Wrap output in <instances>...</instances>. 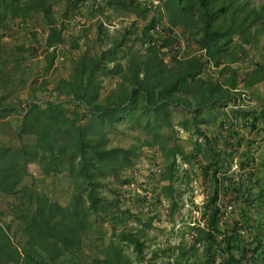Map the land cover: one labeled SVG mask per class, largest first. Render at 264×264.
Here are the masks:
<instances>
[{
	"label": "trees",
	"instance_id": "16d2710c",
	"mask_svg": "<svg viewBox=\"0 0 264 264\" xmlns=\"http://www.w3.org/2000/svg\"><path fill=\"white\" fill-rule=\"evenodd\" d=\"M85 6L97 13L92 23L83 14ZM37 13L42 16L39 27L47 31L43 48L47 71L54 68L56 47L65 40V32L77 30L70 40V45L77 47L80 30L87 35L93 27L100 50L84 49L71 56L68 75L59 77L51 88L46 78L33 82L32 88L40 90L41 96L24 103L16 98L15 107H0V117L22 113L16 129L19 145L0 143V192L12 196L10 214L16 223L11 232V225L0 221V264H61L69 259L74 264L143 261L145 230L129 222L139 221L140 216L130 206H122L120 200L125 195L120 186L131 178L128 168L135 165L138 149L153 147L165 161L160 175L163 184L153 186L154 197L168 199L171 213L182 206L177 204L186 188L180 191L174 184L181 173L176 154L192 162L199 152L204 156L208 151L219 153L215 139L201 129V108L217 101H236L244 91L264 80V0H161L152 14L139 0H0V54L8 48L3 35L12 26L30 27L26 19ZM76 13L86 18L80 26L71 21ZM101 14L109 22L116 16L133 18L129 23L122 18L121 25L111 31L99 18ZM135 18L142 24L138 25ZM157 24L160 25L156 27ZM176 25L183 30L178 31ZM174 32L189 38L190 46L192 34L197 48L182 57L173 53L166 61L157 46L172 44ZM15 47L19 52L33 51L24 43ZM257 48L259 60L239 74L232 63L246 61L249 53H258ZM21 56L12 58L19 60ZM107 78L114 79L115 86L103 91ZM171 103H181L191 113L181 125L202 135L203 145L196 140L192 150L186 151L177 140L168 108ZM227 116L221 118L220 126L224 143L233 152L240 138H234L232 128L247 123L255 129L258 122L264 121V98L254 107L226 111L224 117ZM116 129L134 131L136 140L128 146L111 145L109 133ZM228 155L224 156L225 170ZM30 166L40 174L61 173L68 177L72 184L67 200L50 198L31 184L22 185ZM218 169L216 162L207 161L205 176L218 183ZM216 186L211 185L204 226H194L195 240L205 238L208 252H221L219 264H264V197L241 198L238 218L233 211L221 224ZM105 188L115 191L114 196L109 197ZM242 188L241 184L237 186V190ZM249 207L255 208L259 216L249 214ZM243 227L248 234L242 232ZM108 232L104 242L103 235ZM12 233H19V239L15 240ZM173 245L165 250L177 248L182 257L183 243ZM144 264H152L151 258Z\"/></svg>",
	"mask_w": 264,
	"mask_h": 264
},
{
	"label": "crops",
	"instance_id": "0c3cea01",
	"mask_svg": "<svg viewBox=\"0 0 264 264\" xmlns=\"http://www.w3.org/2000/svg\"><path fill=\"white\" fill-rule=\"evenodd\" d=\"M83 11L85 15L89 17L90 23H92L97 13L89 6H85ZM36 17L37 19H35ZM26 20L30 22V27H24L22 29L12 26L10 32H6L3 35V39L7 42L8 48H5V52L0 54V107L5 104L14 106L13 102H17L16 98L21 99L24 103L33 97L41 96L42 93L40 90H34L32 88L33 82L46 78L48 86L51 88L55 85L56 80L59 77L68 75L69 60L71 56L81 53L84 49H90L92 51L100 50V45L96 40V30L93 27L88 30L87 35H84L81 32L82 30H80L81 39L80 44L77 47H72L70 45V40H72V37L77 34L75 33L77 30L65 32L63 34L65 40L59 43L56 47L57 56L55 58L54 68H50L47 71V62L45 51L43 49L47 31H42L38 25L39 21L42 20V16L40 13H37L33 17ZM175 27L178 31L183 30L181 25H176ZM189 37L192 40L191 46H194V49L196 50L197 44L194 42L192 34H190ZM20 43H24L31 47L37 43H41L42 48L41 50H38L37 53L35 52L33 54H31V49L19 52L15 46ZM254 50L255 49L252 48L253 52ZM253 52L249 53L246 61L237 60L232 63V65L237 68L239 74H242L245 70L251 68L252 64L259 60V48H257V54H254ZM20 55H23L21 56L22 59L13 60L12 56L15 57ZM263 82L264 80L258 82V84L251 87V89L256 91L260 90L259 86H262ZM113 86H115V80L107 78L104 82L103 91H107ZM262 91L263 92L260 94L257 92L259 96L261 95V99L264 98V88ZM228 102L229 100L226 101V103L217 101L201 108V116L204 120V123L201 125V129L206 136L211 139H215L214 142L217 145L219 153L211 154L210 151H208L207 155L204 156L203 153L199 152L191 160L192 162L183 160L187 164V168L182 169V172L185 169H188L189 172L183 176L179 175L177 179H175L174 184L176 187L187 184L188 187H186V194H188V192L191 193L192 189H197V193L199 194L201 187L208 188L210 191L212 183L213 186L217 185L216 187L218 188L219 198L221 200L226 198L225 200L232 201L234 203V215L238 218V204L240 203L241 198H250L251 196L254 199L257 195L264 197V142L259 147L258 158L256 160H252L251 158L253 157L250 154V148L253 141L261 137L260 135H264V121L258 122L255 129H250L249 126H247V123H244V125L240 123L233 127L232 134L234 138L240 139L238 141L239 145L236 148L237 150L232 152L229 146L224 143V139L222 137L223 130L220 126L221 118H228V116L224 117L225 112L232 111L230 107H227L229 104ZM168 108L172 114L174 126L177 129V136L188 137L185 142L177 139L180 143L185 145V150L191 151L192 143L196 140L201 142L203 145L202 135L195 133L193 129H186L181 125V121L189 118L191 113L186 110L181 103H171ZM21 120V111L13 112L4 117H0V143L5 142L12 146L19 145L16 129L20 125ZM113 132L116 135L119 134L116 132H131L133 136L131 142L136 140V133L130 129H116L113 130ZM249 142H251V144L248 146ZM130 143L118 144L128 146ZM205 150L207 151V149ZM149 151L151 150H148V147L146 146H142L137 150V155H139L140 158H143L144 164L141 163L142 165H148L145 157ZM228 153L229 164L225 170V166L223 165L225 164L224 156ZM234 156H238L239 158L238 168H232V159ZM210 160L218 164L219 169L216 172L218 183L214 182V180L212 181L209 176H205L204 166L207 161ZM135 165L137 166L138 164ZM145 166L140 167L141 172L144 174L146 173V168H143ZM177 166L179 167L180 165L177 164ZM239 184L243 187L241 190H237V186ZM185 193H183V196L179 197L181 201L184 198ZM162 199L163 198H161V200ZM147 205L148 201L142 204V208L147 207ZM248 212L249 214H252L253 217H257L260 214L253 207H249ZM159 213L161 212H158L157 215ZM242 232L246 234L247 228L243 227Z\"/></svg>",
	"mask_w": 264,
	"mask_h": 264
},
{
	"label": "rangeland",
	"instance_id": "374dc122",
	"mask_svg": "<svg viewBox=\"0 0 264 264\" xmlns=\"http://www.w3.org/2000/svg\"><path fill=\"white\" fill-rule=\"evenodd\" d=\"M251 1L255 3H260L262 0H251ZM53 9L55 12L58 11V6L56 3L54 4ZM83 14H85L84 11ZM115 29L116 28L110 27L111 31H114ZM41 48H42L41 43H37L36 45L33 46V51L31 54L35 52L37 53V51L41 50ZM190 49H194V46H190ZM263 88H264V82L262 86L261 85L259 86L260 90L256 91L251 88L248 90L250 92V95L252 96V100H256V101L261 100V95L259 96V94L263 92L262 91ZM116 133L119 134L116 135L113 131H111L109 134L110 136L109 143L111 145L128 144L131 142L133 137L131 132L130 133L116 132ZM187 138H188L187 136L178 137L180 141L182 140L184 142L187 140ZM172 142L173 141L170 140V144ZM146 147H148V150L149 149L151 150L149 151L151 154L148 152L145 157L147 159L146 162L148 163V165L146 166L142 165L144 164L143 158H140L139 155L136 156L134 164H138L137 165V168L139 170L138 184L139 183L141 184L140 186L142 189L140 194L142 193L144 194L143 196L146 195L147 197L144 198L141 195L140 196L134 195V197L132 198L131 196L127 195L125 190L123 189L125 195L123 194L122 198L120 199L122 206H130L131 210H133L140 216L139 221L131 219L129 222L134 225H137L138 227L141 226L145 230L146 259L143 261H134V264H144V262L149 258H151L152 264H207V262H209V259L211 260V262L209 263L214 264V260H216L217 256L220 257V262H221L223 258L222 253L218 252V250L211 249V251L209 252L213 253V255H210V253L206 250V247L208 246L209 242L205 238L196 241L195 237L189 238L186 236L185 228H184L185 230L174 228L172 222L175 219V216L177 215L178 211L182 207L179 206L180 208L177 209L176 213L175 211L171 213V211L168 210L169 208H171V203L170 201H168V199L163 197L164 200L163 199L158 200V198L154 197L155 195L152 192L153 186L163 184L162 183L163 180L160 181L161 171L158 172L152 168H154L153 165L159 162L163 166L162 161L163 162L165 161L162 154H160L153 147L150 146H146ZM178 156L181 158L179 154ZM181 159L183 160V158ZM177 164L178 162H177V154H176V165ZM142 166H145L143 168H146L145 174L141 172L140 167ZM177 169L178 172H181L180 176H183L184 172H182L180 167ZM125 176L126 178L128 177V175ZM23 184H31L33 188L39 193H45L50 198L59 199L60 201L65 202L69 197L72 183L70 179L66 177L64 174L55 173V174L44 175L37 172L34 166H30L28 173L25 174L22 180V185ZM117 185L118 184L114 183V186ZM120 187L123 188L122 185ZM184 187L186 188V186L183 184L180 185L178 188L181 191L183 190ZM104 192L109 197H112L115 194V191H113L112 189L110 190L108 188H105ZM185 192L186 190L184 191V193ZM185 195L187 194L185 193L184 196ZM12 200H13L12 196L0 192V221L4 223H9L11 225V232H14L16 223L15 221H12V215L10 214ZM147 201H148L147 207L142 208V204ZM181 202L182 201H179L177 205H181ZM158 212L161 213L157 215ZM206 220H207V216H206ZM103 226L108 228V224L106 222L103 223ZM92 235L94 234L92 233ZM108 237H109V232L103 235L104 242L107 241ZM13 238L15 240H18L19 233L16 235L13 234ZM218 238H221V236H218ZM180 243H183V247L185 248V253L182 257L179 256V251L177 250V248L172 250L170 249L165 250L166 248H168V246H171L173 244H180ZM159 248L164 249V251H161L162 249L160 250ZM130 253L134 257L132 252ZM61 264H74V262L73 261L71 262L69 259L68 261L66 260L62 261Z\"/></svg>",
	"mask_w": 264,
	"mask_h": 264
},
{
	"label": "built area",
	"instance_id": "2783aa9c",
	"mask_svg": "<svg viewBox=\"0 0 264 264\" xmlns=\"http://www.w3.org/2000/svg\"><path fill=\"white\" fill-rule=\"evenodd\" d=\"M142 3H145L150 8V14H152L153 10L156 9L158 5H161V0H139ZM107 12V11H106ZM111 13V11H108ZM161 15V13H160ZM99 18L103 21V23L108 24L110 27H115L120 24V20L123 18L127 23L130 22L131 18H125L122 16H116L111 20L107 22V20L104 18V15H99ZM136 19V18H135ZM86 18L82 13H76L74 17L71 19V21L74 24H77L80 26L85 22ZM137 24L141 25L142 20L136 19ZM22 24V23H21ZM23 25V24H22ZM160 24H157L156 27H158ZM175 33V41L170 45H160L158 44L157 48L159 52L162 54L164 59L166 61L170 60L173 53L176 54L177 57H182L185 55L187 51L190 50V40L189 38H186L185 36L181 35L178 32ZM148 44V42H146ZM198 51L204 52L205 49H198ZM211 67L214 65L212 62L209 63ZM229 104L227 107H230L231 109H237V108H248L252 107L256 104L255 100H252V96L248 91H244L241 94V98H238L236 101H229ZM264 142V137L261 136L258 139L254 141V143L251 145L250 148V154L253 156L254 160L258 158V150L259 146ZM177 162L180 165V169L187 168V164L179 157L177 156ZM156 171H161L162 164L156 163L153 165ZM239 166V158L238 156H234L232 159V168H238ZM128 174L131 177L129 180H126L122 183V187L125 190L127 195H134L135 192H141V184H138L139 178V170L136 165L131 166L128 168ZM210 196V191L208 188L201 187L200 193H197V189H192L191 193H188L184 196L182 199V208L178 211L177 215L175 216V219L173 220L172 224L175 229H186V236L189 238H193L197 235V230L194 226H203L206 222V216H207V200ZM218 203L221 205V215H220V223H223L225 219L229 217V215L234 211V203L232 201L228 200H221L219 198ZM221 253V252H220ZM220 263V257L217 256L216 260H214V264Z\"/></svg>",
	"mask_w": 264,
	"mask_h": 264
}]
</instances>
